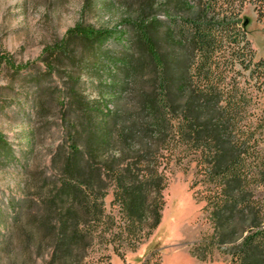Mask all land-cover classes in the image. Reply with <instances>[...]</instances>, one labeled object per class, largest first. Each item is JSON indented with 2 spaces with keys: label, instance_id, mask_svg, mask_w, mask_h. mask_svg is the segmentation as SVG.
I'll return each instance as SVG.
<instances>
[{
  "label": "trees",
  "instance_id": "obj_1",
  "mask_svg": "<svg viewBox=\"0 0 264 264\" xmlns=\"http://www.w3.org/2000/svg\"><path fill=\"white\" fill-rule=\"evenodd\" d=\"M248 5L264 18V0H164L174 20L132 23L142 53L122 63L126 80L113 90L111 110L88 102L68 77L64 143L52 158L62 178L45 200H18L11 224L45 264H86L98 241L116 255L134 251L161 222L174 170L191 167L189 190L213 223L209 251L192 256L210 263L217 245L229 264H264V57L254 59ZM111 36L77 24L40 62L51 74L49 60L65 55L68 40L96 47Z\"/></svg>",
  "mask_w": 264,
  "mask_h": 264
},
{
  "label": "rangeland",
  "instance_id": "obj_2",
  "mask_svg": "<svg viewBox=\"0 0 264 264\" xmlns=\"http://www.w3.org/2000/svg\"><path fill=\"white\" fill-rule=\"evenodd\" d=\"M163 4L164 0H91L89 4L86 0H0V58L8 64L0 67V137L5 142L0 144V264L46 262L44 254L29 249L27 234L15 231L11 224L18 200H45L52 189L50 183L62 178L52 158L64 143L60 101L72 85L68 77L78 80L76 89L88 102L106 103V108L113 109L112 92L126 80L122 63L142 53L132 23L174 20L171 13H164ZM243 17L249 22L246 31L254 59L259 60L264 57V18H258L252 5L246 6ZM77 24L110 31L112 36L96 47L79 38L68 40L65 55L49 60L54 66L50 74L40 62L44 50L62 41ZM38 82L42 84L40 93L36 91ZM131 89L127 87L125 93ZM193 173L192 167L186 173L174 170L163 192L161 222L134 251L116 255L111 247L104 251L98 241L87 249L84 262L229 264L217 245L211 248L210 263L191 254L192 249L200 254L209 251L204 244L213 233L204 203L189 190ZM110 200L111 196L105 200L107 210ZM32 207L30 223L34 226L40 220Z\"/></svg>",
  "mask_w": 264,
  "mask_h": 264
}]
</instances>
